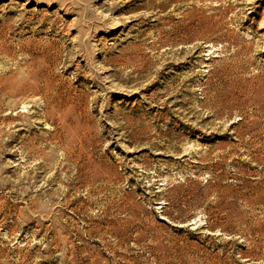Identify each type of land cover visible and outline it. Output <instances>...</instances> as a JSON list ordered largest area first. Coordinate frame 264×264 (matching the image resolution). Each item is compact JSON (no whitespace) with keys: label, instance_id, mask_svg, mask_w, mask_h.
Returning <instances> with one entry per match:
<instances>
[{"label":"rangeland","instance_id":"rangeland-1","mask_svg":"<svg viewBox=\"0 0 264 264\" xmlns=\"http://www.w3.org/2000/svg\"><path fill=\"white\" fill-rule=\"evenodd\" d=\"M147 1L0 0V264H264V0Z\"/></svg>","mask_w":264,"mask_h":264},{"label":"bare ground","instance_id":"bare-ground-1","mask_svg":"<svg viewBox=\"0 0 264 264\" xmlns=\"http://www.w3.org/2000/svg\"><path fill=\"white\" fill-rule=\"evenodd\" d=\"M153 1L154 2H156V4L158 5V6H161V7H164L166 4H167V1L168 0H148L147 2H146V4H149V3H153ZM158 1V2H157ZM190 1H192V0H190ZM170 4V3H169ZM145 20V19H144ZM187 24H189V23H187ZM185 25V24H184ZM183 27V26H182ZM184 30H187V31H190L191 30V26L190 25H185L184 26ZM180 31V30H179ZM174 33V32H173ZM90 51V49L87 47V50H85V52H89ZM38 65V64H37ZM38 70V69H37ZM15 72V71H14ZM37 72H39V70L37 71ZM29 73H31V72H29ZM28 73V74H29ZM33 73V72H32ZM33 75V74H32ZM37 75V74H36ZM34 76V75H33ZM38 77V76H37ZM33 81V80H32ZM40 81V80H39ZM29 82H30V75H28L27 77H26V80H25V82H24V85L26 84L29 88H31V86H30V84H29ZM19 83H21V82H19ZM33 84V83H32ZM37 85V84H36ZM16 86H13V88L11 87V90H15V91H17L16 90V88H15ZM34 87V86H33ZM21 88V87H20ZM28 88V89H29ZM25 89V88H24ZM23 90V89H22ZM25 91V90H24ZM23 91V92H24ZM44 93V92H43ZM47 101H45V103H46V108L48 107V110H46L45 111V117L46 118H48V116L49 115H51V113L53 112V110H54V108H53V106H55V102H56V99H55V97H52L51 98V100H48V99H46ZM55 107H57V106H55ZM56 112V111H55ZM57 113V112H56ZM51 119V118H50ZM28 124V123H27ZM61 131H62V129H61ZM14 140H16V138H12L11 139V141H14ZM8 145V144H7Z\"/></svg>","mask_w":264,"mask_h":264}]
</instances>
